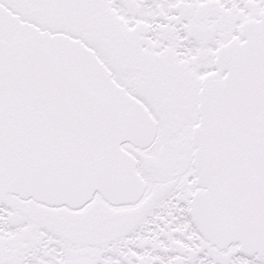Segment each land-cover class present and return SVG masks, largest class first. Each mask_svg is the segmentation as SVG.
<instances>
[{"label": "snow or ice", "instance_id": "1", "mask_svg": "<svg viewBox=\"0 0 264 264\" xmlns=\"http://www.w3.org/2000/svg\"><path fill=\"white\" fill-rule=\"evenodd\" d=\"M0 264H264V0H0Z\"/></svg>", "mask_w": 264, "mask_h": 264}]
</instances>
